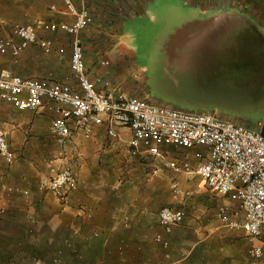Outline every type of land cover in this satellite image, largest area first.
<instances>
[{"label": "crops", "instance_id": "obj_1", "mask_svg": "<svg viewBox=\"0 0 264 264\" xmlns=\"http://www.w3.org/2000/svg\"><path fill=\"white\" fill-rule=\"evenodd\" d=\"M72 1L78 8L85 5L93 17V22L80 37L87 76L97 90H113L130 98L155 102L139 84L147 68L139 64L134 42L138 30L159 24L167 32L163 39L165 62L178 72L179 77L193 75L191 70L198 67L201 60L216 53L226 56L234 67L232 74L264 82L263 0H177L176 3L165 0L163 5H158L159 0H88L84 5L78 0ZM71 20L72 17L64 12L62 0H0V38L18 42L12 34L16 24H59ZM37 29L40 39L52 40L53 52L45 54L38 45L29 46L16 59L7 52H0V71L23 77L52 78L76 88L69 66L71 37L61 30H43L39 24ZM103 61L108 64L103 65ZM105 83L109 87H105ZM18 111L8 103H0V128L6 131L15 153L14 163L20 156L43 155L46 147L40 146V142L46 139L58 146L48 126L50 114ZM41 129L48 133L44 139L40 137ZM256 131L264 132V129ZM117 132L119 138L112 139L102 125L95 129L90 139L77 134L63 148L64 163L74 171L78 188L64 205L70 223L62 235L29 228V220L43 223L49 217L38 218L39 212L35 211L45 207L44 202H35L33 196L27 197V190L23 189L24 194L20 196L8 198L11 194L8 192L6 197L0 198V206L6 208L0 223L13 220L15 215V220L22 219L15 235L0 230V264H53L51 258L62 242L71 244L64 248V263L68 262V254L76 252L78 264H248V260L252 264L247 253L249 242L244 234L222 228L207 213L188 212L180 225L169 235L164 234L158 225V212L163 205H150L147 197L158 185L159 188L167 186L168 180L175 178L183 188L185 177L175 176L161 165V168L156 166L152 161H158L149 156H131L130 130L117 127ZM202 150L199 147L190 150L162 147L167 157L187 158L193 166L198 163L195 153ZM8 166L12 165H6L0 159V175ZM18 170L17 178L8 175L7 181L21 185L24 174ZM144 180L148 183L147 188ZM190 186H193L191 182L183 189ZM4 187L22 192L17 187ZM145 189L152 191L144 192ZM198 190L203 192L197 197L198 201L209 196L204 193L207 189ZM168 203L171 204L169 207L184 209L191 204L188 198L182 203L176 199ZM34 207L36 210L32 209ZM72 218L75 226L71 224ZM233 232L244 236L247 249H243V256L233 247ZM157 235L167 240L168 246L158 243ZM259 242H264V236ZM257 264H264V256Z\"/></svg>", "mask_w": 264, "mask_h": 264}, {"label": "built area", "instance_id": "obj_2", "mask_svg": "<svg viewBox=\"0 0 264 264\" xmlns=\"http://www.w3.org/2000/svg\"><path fill=\"white\" fill-rule=\"evenodd\" d=\"M62 1L64 12L72 17L70 22L38 24L43 30H61L71 37L69 66L76 88L52 78L23 77L0 71V103H8L19 111L50 114V132L62 148L77 134L90 139L102 125L112 139L119 138L117 127L127 128L131 132L128 141L131 156H149L175 176L200 178L198 188L206 187L220 199L214 214L217 222L229 231H241L249 242L248 258L252 264L259 263L264 256V242H259L264 236V132L251 130L234 120L217 118L209 112L186 111L130 98L122 92L97 90L87 76L80 37L93 22L91 11L84 5L88 0H78L84 5L81 8L72 0ZM37 25L16 24L12 34L18 42L0 38V52H7L16 59L29 46L38 45L45 54H51L53 42L39 38ZM104 86L109 87V84ZM163 146L203 150L195 153L198 163L193 166L187 158L167 157ZM0 159L6 165L15 161L3 128H0ZM77 188L78 179L72 168L54 161L49 162L46 174L37 184L39 192L52 194L63 205L69 203ZM2 190L8 193L13 188L3 187ZM170 191L181 203L191 195L177 178L171 181ZM4 213L5 208L0 206V218ZM185 218L184 208L165 206L158 212V225L169 235ZM155 240L168 246L161 235ZM61 254L59 249L52 257L53 264H64Z\"/></svg>", "mask_w": 264, "mask_h": 264}, {"label": "rangeland", "instance_id": "obj_3", "mask_svg": "<svg viewBox=\"0 0 264 264\" xmlns=\"http://www.w3.org/2000/svg\"><path fill=\"white\" fill-rule=\"evenodd\" d=\"M163 1L165 0H159L158 5H163ZM171 2L176 3L177 0H171ZM184 13L188 15L187 11H184ZM199 15H201V11H199ZM159 25H148L146 28L138 30V38H136L134 42L138 62L140 65H144L147 68L146 72L142 75V80L139 79V84H142L146 88L150 98L155 101L154 103L158 102L157 104L169 105L186 111L209 112L214 114L217 118L234 120L255 131L258 128L264 129V82L261 83L257 78L249 79L232 74L231 72L234 71V67L226 59V56L216 53L214 55L212 53L209 55V58L201 60L199 66L191 70L193 75L191 74L189 77H179L178 72L165 62L163 39L167 35V32L159 27ZM199 54L202 55L203 53ZM207 55L208 54H206V56ZM232 64L235 63L233 62ZM147 102L150 103L152 101ZM18 112L23 113L24 111ZM27 118L30 120L29 117H25V119ZM48 122L49 124L51 123L50 120ZM48 126L50 127V125ZM46 136H48V133H45V131L41 129L40 137L46 138ZM46 140L42 141L43 143L40 142V146L43 144V146L46 147L43 155L41 154L40 157L34 156L31 158H23L20 156L16 158V162L12 164V166L4 168L6 172L0 175V198L6 197V193L2 192L4 186L17 187L22 191L18 193L13 189L8 198L23 195V189L27 190L29 195L27 197L33 196L32 199H36L35 202H44L45 207L42 206L37 210L36 207L32 208L36 210V213L39 212L38 218L43 219L47 216L49 217L48 220L43 221V223H39L40 221L31 222L32 219L29 220L30 222H27L29 228L36 231L40 230L42 233H53L54 231V235L55 233L62 235V233L67 230L69 227L68 224L70 223L68 219H66V215L68 214L64 210V205L52 194L41 193L37 190V182L41 176L46 174L49 162L54 161L56 163L65 164L64 149L56 145L54 146L50 141ZM152 162H155L156 166L160 167L159 162ZM67 165L69 164L67 163ZM18 169H21L24 174L21 181V185H23L22 189L18 182H13V180L7 181L6 179L8 175H10V178L16 179V173L19 171ZM179 177H185L183 182L186 184H183V188L190 182L193 185L192 187L185 188L191 191V195L187 197L188 202L190 201L191 204L185 206L186 213H207L211 216L212 220L214 219L216 221L214 214L220 199L218 200L212 195L206 187L201 186L202 189L205 188L208 190L204 193H208L209 196L203 198L205 200L201 198V200L198 201L199 198L197 197H200L201 193H203L198 190L201 188L197 186V184L200 183V178H189V176L184 175ZM146 182L147 181L144 180V183ZM147 184L148 183L144 186L145 188L148 187ZM170 185L171 180H168L167 186L162 185L161 188H159L158 185L154 193L147 197L149 204L162 203V207L171 205L168 201L174 200V198L170 191ZM150 189H145L144 192H151L152 190ZM207 200L209 201L207 202ZM14 213L17 214V212H12L11 214L14 215ZM15 216H13V220H6L0 223V230L15 235L18 230L17 226L22 222L21 218L15 220ZM53 216L56 217L53 218ZM70 221H73L71 222L72 225H76L73 218ZM232 241L233 247H235L237 251H241L240 255L243 256V249H247L243 234L233 232ZM67 244L71 245L70 242L66 244L62 242L61 245L57 247V250L61 249L62 251V263H64V248H68ZM68 255L69 263L66 262L64 264H70L71 262L78 264V253L74 252ZM238 259L239 258H237V260Z\"/></svg>", "mask_w": 264, "mask_h": 264}]
</instances>
